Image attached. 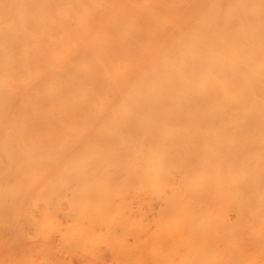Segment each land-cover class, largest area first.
Returning a JSON list of instances; mask_svg holds the SVG:
<instances>
[{
    "label": "bare ground",
    "instance_id": "6f19581e",
    "mask_svg": "<svg viewBox=\"0 0 264 264\" xmlns=\"http://www.w3.org/2000/svg\"><path fill=\"white\" fill-rule=\"evenodd\" d=\"M0 264H264V0H0Z\"/></svg>",
    "mask_w": 264,
    "mask_h": 264
}]
</instances>
